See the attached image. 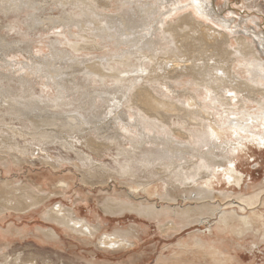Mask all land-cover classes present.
<instances>
[{
	"label": "bare ground",
	"instance_id": "6f19581e",
	"mask_svg": "<svg viewBox=\"0 0 264 264\" xmlns=\"http://www.w3.org/2000/svg\"><path fill=\"white\" fill-rule=\"evenodd\" d=\"M50 1L58 5L60 15L28 24L44 29L49 22L47 30H58L41 45L52 51L43 56L44 61L56 57L55 52L68 58L66 52L104 46L114 50L109 52L113 65L86 64L70 78V73H64L68 68L55 71L53 65L36 66L29 58L31 63H6L13 69L16 65L14 71H0V114L20 125L4 134L6 119L0 118V142L18 139L30 147L2 143L0 167L7 170L12 163L20 166L28 161L49 167L33 173L34 181L24 185L0 179L3 264L21 258L18 254L9 259L5 252L15 241L28 238L40 247L59 249L66 246L62 234L83 245L96 240L104 251L134 247L140 227H111L113 217L100 210L148 219L167 236L181 232L179 221L198 215L197 222L208 228L189 244L207 251L213 263L226 264L231 256L218 245L217 250L210 248V221L218 216V226L229 227L236 212L227 209L236 207L243 213L250 211L238 218L237 236L261 234L264 245V220L255 214L264 204L263 192L230 195L214 188L222 183L234 193L240 189L244 176L235 160L249 145L264 141V29L258 32L247 24L257 19L238 17L229 3L221 10L215 8L213 0H0V13L19 16L28 8L45 10ZM250 3L245 0L247 9L252 8ZM125 30L132 32L125 34ZM62 45L70 51H59ZM132 60L137 61L136 67L119 70ZM78 71L82 80L115 81L118 90L109 93L102 86L104 90H94L87 102L64 101L67 87L79 89L71 81ZM51 90L57 96L50 97ZM50 106L75 109L55 113L47 110ZM49 143L69 150L74 160L58 154V164L52 163L46 150ZM105 157L111 158L113 169L97 161ZM64 163L72 171L53 173ZM159 178L161 184L169 178V185H154ZM92 191L99 194L93 198L98 209L77 196L90 197ZM175 191L182 193L181 198L171 195ZM58 198L59 203L51 205ZM179 199L189 202L184 203L185 210H180ZM27 218H37L48 227L29 229L22 222ZM28 259L25 264H38L34 257Z\"/></svg>",
	"mask_w": 264,
	"mask_h": 264
},
{
	"label": "rangeland",
	"instance_id": "374dc122",
	"mask_svg": "<svg viewBox=\"0 0 264 264\" xmlns=\"http://www.w3.org/2000/svg\"><path fill=\"white\" fill-rule=\"evenodd\" d=\"M50 2L51 3L48 4L45 10H42L41 8H28L25 9L26 11H23L19 16L3 15L2 13H0V71L3 70L6 73L7 71H14V69L18 67L15 65L13 69L11 66H7L6 63H12L11 65H14L13 63L17 64L20 62L31 63V58L33 61L37 62L36 66L44 67L46 65H53V70L55 71H62L68 68V70H66V72L64 73H70V76H68L70 78L74 75L72 74V72H75V70H80L82 67H85L86 64H101V66L105 68H108L109 64L113 65V56L109 52H113L114 50L109 47L105 48L104 46L82 48L77 53L66 52V54H68V58L60 57V54H57L55 52V56L57 58L54 57L52 59L50 56H48L49 59H46V61H44L45 59L43 58V56L49 55L52 51L47 47H42L41 45L45 46V38H47L48 36V38H52L53 34H56L58 30H47L46 26H49V22H46V26L44 27V29L43 27L40 29L30 28L31 26L28 24H31L33 22V19H40L41 17H46V15L59 16L60 9L58 5H51L54 3H52V1ZM227 3H229L230 7L234 10L233 12L238 17L247 18V20H249L250 17H254L257 19V21H254V24L251 22H247L249 28L255 26L258 32H261V29H264V0H251L250 4L252 8L250 9H247L245 0H213L215 8L218 7L220 10L221 8L223 9ZM258 8H260L261 10ZM223 15L224 14H222V16ZM257 24H259V28H257ZM8 25H15L16 28L11 29L8 27ZM27 25L28 27H30L26 28ZM139 30L140 29H137L136 31ZM72 32L75 33L76 31L73 30ZM131 32V30L124 31L125 34H131ZM134 37L138 38V36ZM78 42L80 43V39L78 40ZM67 48V46L62 45L61 48H59V51H70ZM39 50L41 51L39 52ZM75 58L77 59V61ZM69 60L72 61L70 62ZM104 64H106V66H104ZM136 65L137 61L135 62V60H132L127 68L121 66L119 67V70H121V72H127L131 67H136ZM78 72V74L75 73V78H73V80L71 81L79 85V89L72 90V88L67 87V90L65 91L66 93L62 95L64 96V98H66V100L64 101H72V99L78 98L79 101L83 100L84 102H87L89 100L88 98H90V96H92V94L94 93V90L100 91L101 89L104 90L106 88L109 89V93H114L116 90H118V85L115 81H113L114 83L111 84V80L102 81V78L82 80L80 71ZM102 86L104 89L102 88ZM36 94H40L39 86L36 87L35 95ZM1 96L2 94H0V98L3 97ZM24 96H26V93H24ZM49 96L55 97L57 96V94L54 90H51ZM24 99L26 100V97ZM57 109L52 106L47 108V110L55 113H62V111L72 112L75 108L64 106V108L57 107ZM61 109L64 110L61 111ZM3 113L0 114V118L3 120L5 118L6 120L4 121V123H6L5 125H7L4 129V134L7 133V129L20 128V125H18L17 122L9 120L7 116H3ZM2 143H4L5 146L17 145L22 148H26L27 150L30 149V147H26V143L24 141H19L18 139L14 141L13 139L9 138L7 140H4L3 142H0V149L5 148L1 146ZM78 149L83 151V148L81 147ZM46 150L50 161L54 164H58V154L63 158L74 160V155L69 150L68 152L65 151L60 144L49 143ZM39 153L41 154V156H44L43 152ZM97 161H99V163L101 164L106 165L108 168L113 169V161L110 157L97 159ZM34 164L28 161L22 163L20 166H15L12 163L7 170H4L2 167H0V179L4 181H16L20 182L21 185H24L31 182V180L34 181L33 178H35L36 176L33 173L46 171L47 168L49 169V167H46L45 165H42L37 161H35ZM65 164L66 163H64V166L59 167L58 171H53V173L62 175L66 172H69L72 167ZM235 165L237 167V170L244 176V183L241 185V188L235 189V193L232 191V189H230L229 186H222V183L216 184L214 188L216 190L222 191L221 194L224 193V191H227V193L230 195L249 196L258 192H263L264 196V145H262V143L249 145V148L243 150L237 157V160H235ZM159 180L161 179L159 178L158 180L154 181V185H160L163 187L169 185V178H165L164 184H161ZM77 183L78 181L76 180L75 184ZM113 187L115 189H119L118 185H116L114 182ZM82 191L87 192V187H83ZM92 193L94 195L90 197L82 194H78L77 196L86 199V202L84 203L88 204L90 208L98 209L97 204L95 200H93V198H96V196L99 194L96 191H92ZM161 194H165L164 190L161 191ZM171 195H174L175 198H181L182 193L175 191L174 193L172 192ZM75 197L76 196L74 195L70 198L73 201ZM60 200V198L54 199L51 202V205L59 203ZM150 200H153V202L157 203L155 198H152ZM177 202L180 206V210L182 208H184L183 210H185L184 203H189L188 201L183 202L182 199H179ZM222 203H224V201H221V204ZM258 209V212H255V214L259 216L262 215V220H264V204L262 206H258ZM84 210L85 208H83L82 217L86 214ZM232 210L235 211L236 214H233L234 221L231 222L229 227H219L218 216H216L215 219H211L210 225L212 227L210 228V232L212 233V236L209 235L210 233L205 232V234H208L207 236H210L209 238L212 242L210 248H212L213 250H217L218 245L219 249L226 251V254L231 256L229 262L226 264H264V245L260 243V239H263L262 235L259 234L256 236L248 233L246 235H240L238 237L235 232L236 228H240V222L238 218H240V216L242 215H250V211H246V213H243L240 210L236 209V207L233 209H227V211ZM100 211L104 215L113 217L111 227H127L130 224L138 225L142 231L137 237L138 240H136V245L129 251H104L100 246H98V244H96V240L91 244L83 245L80 242L73 240L71 236H65V234H62L61 236L63 238V243L66 246H64L62 249H59L47 245L40 247L34 239L28 238L21 242L15 241V244L11 245L12 248L7 249L5 253L7 254V256H9V259H11V257H15L18 254H21V258H13V260L15 261L11 260V263L9 262V264H25L30 261L28 259V256L34 257L38 264L46 263V261L49 264H89L90 261H95L98 264H217L213 263L207 251L204 252L205 250L203 251L201 250V248H196L193 245L189 244L193 239H195L197 235L200 236L201 232L205 231L208 228V224L197 222L199 219L198 215L193 216L188 220H181V223L179 221L181 232H171L168 233L167 236L162 235L158 230L155 222H151L148 219H138L137 217L135 219V217L128 212H123L122 214H120L119 212H113V214H111L104 212L103 210ZM35 219L27 218L22 222H24V225L29 227V229H45L48 227V225L42 223L41 220H38L37 218ZM187 225L189 226L187 227ZM209 238L208 240H203L202 244L206 245L205 241H209ZM3 263L5 262H2L0 260V264Z\"/></svg>",
	"mask_w": 264,
	"mask_h": 264
},
{
	"label": "snow or ice",
	"instance_id": "6c2138e0",
	"mask_svg": "<svg viewBox=\"0 0 264 264\" xmlns=\"http://www.w3.org/2000/svg\"><path fill=\"white\" fill-rule=\"evenodd\" d=\"M229 95H233V93H229ZM261 143H264V141H262Z\"/></svg>",
	"mask_w": 264,
	"mask_h": 264
}]
</instances>
